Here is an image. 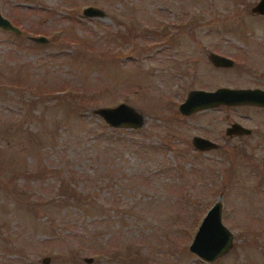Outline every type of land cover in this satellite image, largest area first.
<instances>
[{"label":"rangeland","instance_id":"obj_1","mask_svg":"<svg viewBox=\"0 0 264 264\" xmlns=\"http://www.w3.org/2000/svg\"><path fill=\"white\" fill-rule=\"evenodd\" d=\"M257 2L0 0L19 29L0 28V264H264V108L178 112L192 89L264 88ZM120 103L139 128L93 112ZM216 201L231 247L206 262L188 247Z\"/></svg>","mask_w":264,"mask_h":264},{"label":"water","instance_id":"obj_2","mask_svg":"<svg viewBox=\"0 0 264 264\" xmlns=\"http://www.w3.org/2000/svg\"><path fill=\"white\" fill-rule=\"evenodd\" d=\"M250 12L264 15V0H259L251 8ZM82 13L87 17H100L103 15L100 9L93 6L85 7ZM0 28L11 31L14 34H19V29L13 26L1 13ZM35 40L43 42L44 37H37ZM209 60L216 67H231L233 65L232 59L214 52L209 53ZM219 105H250L264 108V90L259 88L229 87H218L214 90L192 89L178 105V112L183 116H188L194 112ZM93 112L101 117L109 127L137 129L143 122L142 115L124 103H120L114 107L98 108ZM249 133V129L238 123H232L225 129V134L228 136ZM192 144L195 149L200 151L217 147L214 142L200 136L193 137ZM221 210V202L216 201L212 204L202 217L188 247L191 253L206 262H212L231 247L232 235L221 221ZM42 260L43 264L48 263V257H44ZM85 261L91 262L92 259L86 258Z\"/></svg>","mask_w":264,"mask_h":264},{"label":"flooded vegetation","instance_id":"obj_3","mask_svg":"<svg viewBox=\"0 0 264 264\" xmlns=\"http://www.w3.org/2000/svg\"><path fill=\"white\" fill-rule=\"evenodd\" d=\"M259 1V0H258ZM251 10V9H250ZM217 54H219V53H217ZM220 55H222V54H220ZM223 56H225V55H223ZM227 57V56H226ZM219 87H229V88H251V89H253V88H259V89H262V90H264V88H261V87H257V86H239V85H222V86H219ZM216 88H218V87H216ZM215 88V89H216ZM214 90V89H213Z\"/></svg>","mask_w":264,"mask_h":264},{"label":"trees","instance_id":"obj_4","mask_svg":"<svg viewBox=\"0 0 264 264\" xmlns=\"http://www.w3.org/2000/svg\"><path fill=\"white\" fill-rule=\"evenodd\" d=\"M82 95V94H81Z\"/></svg>","mask_w":264,"mask_h":264}]
</instances>
